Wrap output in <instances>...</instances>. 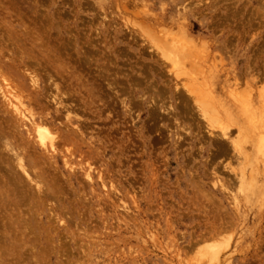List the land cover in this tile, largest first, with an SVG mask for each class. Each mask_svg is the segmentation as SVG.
<instances>
[{
  "label": "rangeland",
  "instance_id": "374dc122",
  "mask_svg": "<svg viewBox=\"0 0 264 264\" xmlns=\"http://www.w3.org/2000/svg\"><path fill=\"white\" fill-rule=\"evenodd\" d=\"M2 87L0 264H264V0H0Z\"/></svg>",
  "mask_w": 264,
  "mask_h": 264
},
{
  "label": "bare ground",
  "instance_id": "6f19581e",
  "mask_svg": "<svg viewBox=\"0 0 264 264\" xmlns=\"http://www.w3.org/2000/svg\"><path fill=\"white\" fill-rule=\"evenodd\" d=\"M198 6H199V5H198ZM1 29H2V28H1ZM15 30H17V29H15ZM184 30H185V29H184ZM4 31H5V30H4ZM185 31H186V30H185ZM185 31H184V33H183V31H182V33H183L184 35H185ZM8 32H9V31H8ZM17 32H18V31H17ZM3 34H5V33H3ZM10 34H11V33H10ZM3 36H5V35H3ZM177 37H178V36H177ZM181 37H182V36H181ZM184 37H185L186 39H188L187 36H184ZM4 38H5V37H4ZM6 38H7V37H6ZM10 39H11V38H10ZM178 39H179V38H177L176 41H177ZM186 39H185V40H186ZM190 39H191V38H190ZM190 39H189V40H190ZM16 40H18V39H16ZM180 40H181V39H180ZM183 40H184V39H183ZM185 40H184V41H185ZM192 40H193V39H192ZM178 41H179V40H178ZM194 41H195V40H194ZM19 42H21V40H20ZM186 42H187V41H186ZM190 44H191V43H190ZM192 44H193V43H192ZM205 49H206V48H205ZM202 50H204V49H202ZM202 50H201V51H202ZM198 52H199V51H198ZM46 57H47V56H46ZM182 58H183V59L185 58L184 55H183V53H181V56L176 57L175 60H176V61H179V60H182ZM9 66H10V65H9ZM23 68H25V67H23ZM12 69H14V68H12ZM15 69H16V68H15ZM25 69H27V68H25ZM25 69H24V70H25ZM16 71H17V74H19L17 69H16ZM31 71H33V70H31ZM13 72L16 73L14 70H13ZM19 72H20V71H19ZM27 73H28V72H27ZM27 73H26V75H27ZM20 74H22V73H20ZM29 74H30V73H29ZM22 75H23V74H22ZM34 75H35V74H34ZM34 75H33V77H34ZM29 76H30V79H31V80H30L28 77H27V80L29 79V80L32 82V84H34L35 82L33 83V81H32V78H33V77L31 78V74H30ZM20 77H21V76H20ZM23 77H24V76H23ZM35 77H37V76H35ZM35 77H34V78H35ZM6 79H7V78H6ZM21 79H22V78H21ZM34 80H35V79H34ZM36 80H37V79H36ZM48 80H49V79H48ZM5 81H7V80H5ZM8 81H9V80H8ZM8 81H7V82H8ZM18 81H19V80H18ZM7 82H5V83H7ZM28 82H29V81H28ZM8 83H9V82H8ZM51 83H52V82H51ZM32 84H31V85H32ZM3 85H4V84H3ZM11 85H12V84H11ZM53 85H55V84H53ZM4 86H5V85H4ZM12 86L14 87V85H12ZM26 86H27V85H26ZM32 86H34V85H32ZM5 87H8V86H5ZM27 87H28V86H27ZM36 87H38V86H36ZM36 87H35V88H36ZM46 87H47V86H46ZM51 87H53V86H51ZM9 88H11V87H9ZM14 88H16V90L19 89V88L17 89V87H14ZM31 88H32V87H31ZM33 88H34V87H33ZM33 88H32V89H33ZM20 89H21V88H20ZM20 89H19V90H20ZM47 89H48V88H46V90H47ZM55 89H56V87H55ZM55 89H54V90H55ZM16 90H15V91H16ZM28 90H29V89H28ZM36 90H37V89H36ZM50 90H51V89L49 88V91H50ZM62 90H63V89H62ZM11 91H12V90H11ZM56 91H57V90H56ZM56 91H54V92H56ZM20 92H21V90H20ZM23 92H24V91H23ZM37 92H38V91H37ZM0 93H1V95H2V98L4 99V102H3V103H6V104H3V105H4V106L6 105V106L8 107V109H9V113H12V114L14 113V114L17 116L16 118H17L18 121H20V122L27 121L28 123H30V126H32V128H33V133H34L33 136H34L35 144L37 145V147H39V149L41 148L42 150H48V151L51 150V149H55V148H54V141H53L54 139H53V135L50 134V132L47 131V126L45 127L44 125H42V123H41L40 121H39L40 123H36V122L33 121V119L30 120V119H28V117L26 116L25 113H26L27 111H29L30 109H29V110H26V112H25V110H24L25 107H24V105L21 103V101L19 100L21 97H20V96H18V97H20V98L16 97L15 95H13L14 93L12 94L10 91L6 90L4 87H2V91H1ZM24 93H25V92H24ZM31 93H32V92H31ZM35 93H36V92H35ZM35 93H34V94H35ZM48 93H49V92H48ZM51 93H52V92H50V94H51ZM56 93H58V92H56ZM25 94H27V93H25ZM34 94H33V95H34ZM58 94H59V93H58ZM58 94H57V95H58ZM51 95H52V94H51ZM53 95H55V94L53 93ZM55 97H56V95H55ZM55 97H54V98H55ZM26 98H29V97H26ZM35 98H36V96H35ZM37 98H38V97H37ZM52 98H53V96H52ZM54 98H53V100L56 99V98H55V99H54ZM239 98H240V97H239ZM21 99H22V98H21ZM39 99H41V98H39ZM49 99H51V98L49 97ZM22 100L25 101V99H22ZM26 100H27V99H26ZM35 100H36V99H35ZM53 100H52V101H53ZM59 100H60V99H59ZM61 100H62V99H61ZM63 100H64V99H63ZM63 100H62V101H63ZM244 100H245V99H244ZM244 100H243V101H244ZM246 100H247V99H246ZM248 100H249V99H248ZM56 101H57V100H56ZM62 101H61V102H62ZM28 102H29V101H28ZM33 102H34V101H33ZM35 102H36V101H35ZM57 102H58V101H57ZM64 102H65V101H64ZM241 102H242V101H241ZM30 103H32V102L30 101ZM36 103H37V102H36ZM62 103H63V102H62ZM246 103H248V102H246ZM246 103H245V104H246ZM56 104H57V103H56ZM211 104H212V103H211ZM242 104H243V102H242ZM54 105H55V103H54ZM213 105H214V104H213ZM243 105H244V104H243ZM6 106H5V107H6ZM34 106H36V105H34ZM59 106H60V105H59ZM64 106H66V105H64ZM247 106H248V105H247ZM22 107H24V109H23ZM241 107H242V106H241ZM243 107H244V109H242V110H245L246 106H243ZM0 108H1V107H0ZM29 108H30V104H29ZM63 108H65V107H63ZM212 108H213V107H212ZM1 109H2V108H1ZM1 109H0V113H1ZM212 110H213V109H212ZM240 110H241V108H240ZM10 111H11V112H10ZM30 111H31V110H30ZM30 111H29V114H27V115H30V113L32 112V111H31V112H30ZM183 111H184V110H182V112H183ZM222 111H223V110H222ZM251 111H252V110H251ZM2 112H3V115H4V110H3ZM217 112H218V111H216V113H217ZM7 113H8V112H7ZM66 113H67V109H66ZM66 113H65V116H66ZM242 113H243V112H241V114H242ZM67 114H68V113H67ZM248 114H249V113H248ZM248 114H247V115H248ZM217 115L219 116V113H217ZM242 115H243V114H242ZM242 115H241V116H242ZM250 115H251V114H249V116H250ZM10 116H11V115H10ZM67 116H68V115H67ZM67 116H66V117H67ZM29 117H30V116H29ZM244 117H248V116H245V115H244ZM0 118H1V117H0ZM11 118H12V117H11ZM2 119H3V118H1V120H2ZM5 119H6V118H5ZM17 119H16V120H17ZM66 119H67V118H66ZM245 119H249V117H248V118H245ZM251 119L253 120V117H252ZM251 119H250V120H251ZM259 119H260V120H259ZM259 119H258V120H259L260 122L258 121V122H259V124H258V128L261 129V131H260V133H261L260 135H261V136L259 135V136H260V137H259V138H260V139H259V142H260V147H259V148H261L262 151L264 152V120H261V118H259ZM262 119H264V118H262ZM219 120L221 121V118H220V119L218 118V121H219ZM250 120H249V121H250ZM252 120H251V121H252ZM45 121H46V120H45ZM244 121L246 122L247 120H244ZM249 121H248V122H249ZM4 122H5V121H4ZM6 122H8V120H7ZM10 122L12 123L11 119H10ZM10 122H8V123H10ZM1 123H2V122H1ZM11 123H10V124H11ZM18 123H19V122H18ZM6 124H7V123H6ZM16 124H17V123H16ZM242 124H243V123H242ZM246 124H247V122H246ZM2 125H3V123H2ZM13 126H14V125H12V127H13ZM242 126H244V125H242ZM12 127H11V128H12ZM17 127H18V126H17ZM0 128H1V127H0ZM25 128H26V127H25ZM2 129H3V127H2ZM2 129H0V134L2 133L3 136L0 135V139H4V138L6 137V135H7V132H6L7 129H5V128H4L5 130H4V129L2 130ZM13 129H15V128L13 127ZM244 129H245V126H244ZM26 130H27V129H26ZM247 130H248V129H247ZM9 131H11V130H9ZM220 131H221V130H220ZM223 131H224V130H223ZM249 131H250V129H249ZM17 132H18V131H17ZM238 132H239V130H238ZM240 132H241V130H240ZM240 132H239V133H240ZM246 132L249 134L248 131H246ZM246 132H245V133H246ZM26 133H28V132H26ZM221 134L224 135L223 137H225V136L227 135L226 132L221 133ZM9 135H10V134H9ZM30 135H31V134H30ZM246 135H247V134H246ZM1 136H2V137H1ZM56 136H57V135H56ZM221 136H222V135H221ZM8 137L10 138L11 136H8ZM8 137H7L6 140H9ZM21 137H22V136H21ZM30 137H32V136H30ZM249 137H250V135H249ZM22 138H24V137H22ZM26 139H27V138H26ZM225 139H226V138H225ZM16 140H18V139L16 138ZM27 140H28V139H27ZM30 140H31V139H30ZM55 140H56V139H55ZM1 141H2V140H0V142H1ZM4 141H5V140H4ZM21 141H22V140H21ZM11 142H12V141H11ZM30 142H31V141H30ZM58 142H59V141H58ZM2 143H3V142H2ZM5 143H6V142H5ZM7 143H9V142H7ZM31 143H32V142H31ZM55 143H57V142H55ZM3 144H4V143H3ZM33 144H34V143H33ZM57 144H59V143H57ZM8 145H10L9 147L11 148V150L14 149L13 152L11 151V155L14 153V157H15V159H16L15 163L17 162L18 165H16V164L14 163V160H13V163H14L16 166H18V168L21 169L22 173L25 172V169H24V168L26 167V166L24 167L25 159H24V164H23V160H22V158H20L19 154H18V155L16 154V153H19V152H16L17 150H15V148H14L13 146H11L12 144L9 143V144H7V146H8ZM26 145H27V144H25V146H26ZM3 146H4V145H3ZM3 146H2V144H1V148H2ZM57 146H58V145H57ZM4 147H5V149H6V146H4ZM12 147H13V149H12ZM18 147H20V144L17 146V148H18ZM28 147H29V146H28ZM30 147H31V145H30ZM17 148H16V149H17ZM56 148H57V147H56ZM2 149H3V148H2ZM20 149H21V148H19V150H20ZM29 149H31V148H29ZM7 150H8V148H7ZM19 150H18V151H19ZM3 151H4V150H3ZM9 151H10V149H9ZM25 151H26V149H25ZM25 151H24V152H25ZM34 151H35V150H34ZM54 151H55V150H54ZM22 152H23V151H22ZM43 152H44V151H43ZM25 153H26V152H25ZM30 153H31V151H30ZM34 153H36V151H35ZM38 153H39V152H38ZM44 153H45V152H44ZM51 153H52V152H51ZM53 153H54V152H53ZM53 153H52V154H53ZM3 154H5V152H4ZM3 154H0V157L3 156ZM36 154H37V153H36ZM54 154H55V153H54ZM6 155H7V154H6ZM6 155H5V157H6ZM8 155H10V153H9ZM8 155H7V156H8ZM31 155H32V154H31ZM37 155H38V154H37ZM40 155H41V154H40ZM32 156H33V155H32ZM41 156H42V155H41ZM8 157H9V156H8ZM11 157H13V156H11ZM11 157H10V158H11ZM54 157H55V156H54ZM1 158H2V157H1ZM10 158H9V160L11 161ZM28 158H31V156H28ZM37 158H39V157L37 156ZM50 158H51V157H50ZM13 159H14V158H13ZM31 159H33V158H31ZM39 159H40V158H39ZM44 159H45V158H44ZM2 160H3V159H2ZM4 160H5V159H4ZM4 160H3V161H4ZM48 160H49V159H48ZM28 161H30V159H29ZM40 161H41V159H40ZM51 161H52V160H51ZM51 161H50V162H51ZM26 162H27V160H26ZM30 162H31V163H29V162H27V163H29V165L31 164V165L34 166V161H30ZM3 163H4V162H3ZM9 164L12 165V168L14 167L13 164H11L10 162H9ZM27 165H28V164H27ZM36 165H38V164H36ZM2 167H4V166H2ZM2 167L0 166V169H1ZM30 167H31V166H30ZM30 167H29V168H30ZM27 168H28V166H27ZM14 169H15V168H14ZM20 169H19V170H20ZM6 170H7V169H6ZM15 170H18V169H15ZM19 170H18V171H19ZM31 170H32V168H31ZM34 170H36V169H34ZM27 171H28V170H27ZM1 172H5V173H6L5 170H2ZM7 172H9V171L7 170ZM10 172H11V171H10ZM31 172H33V171H31ZM35 172H36V171H35ZM38 172H39V171H38ZM5 173H4V174H5ZM11 173L13 174V172H11ZM20 173H21V172H20ZM25 173H27V172H25ZM6 174H7V173H6ZM17 174H18V172H17ZM28 174H29V173H28ZM28 174H27V177H28ZM30 174H31V173H30ZM85 174H86V173H85ZM34 175H36V174H34ZM98 175H100V174H98ZM18 176H19V175H18ZM22 176H23V175H22ZM24 176H26V175H24ZM31 176H32V175H31ZM7 177H8V175H7ZM33 177H34V176H33ZM98 177H99V176H98ZM101 177H102V176H101ZM8 178H9V177H8ZM21 178L23 179V177H21ZM29 178H30V177H28L27 179L30 181ZM38 178H39V177H38ZM40 178H41V176H40ZM22 179H21V183H25L26 180H27V179L25 178V179H26L25 182H24V181L22 182ZM35 179H36V181L38 180L36 177H35ZM35 179H34V181H35ZM99 179H100V178H99ZM1 180H2V179H1ZM8 180H9V179H8ZM10 180H13V178L10 179ZM10 180H9V181H10ZM31 180H33V179H31ZM41 180H42V179H40V181H41ZM44 180H45V179H44ZM0 182L2 183V181H0ZM6 182H7V181H6ZM12 182H13V181H11L10 184H11ZM14 182H15V181H14ZM30 182H33V181H30ZM38 182H39V181H38ZM38 182H35L34 185L38 184ZM42 182L44 183L43 180H42ZM100 182H101L102 184H104L101 180H100ZM28 183H29V182H28ZM39 183H40V182H39ZM101 183H100V184H101ZM2 184H3V183H2ZM13 184H14V186L16 187V184H17V183H16V184L13 183ZM44 184H46V183H44ZM29 185H30V184H29ZM39 185L42 186L41 184H39ZM20 186H21V185H20ZM30 186H32V185H30ZM45 186H46V185H45ZM103 186H104V185H103ZM103 186H102V187H103ZM0 187H1V186H0ZM17 187H18V186H17ZM42 187H43V186H42ZM7 188H8V185H7ZM18 188H19V187H18ZM24 188H26V185H24ZM38 188H39V187H38ZM16 189H17V188H16ZM27 189H28V188H27ZM32 189L35 190V187L32 188ZM40 189H42V188H40ZM50 189H51V188H50ZM103 189H104V188H103ZM18 190H19V189H18ZM18 190H17V191H18ZM28 190H29V189H28ZM36 190H37V189H36ZM36 190H35V192H36ZM42 190H45V189H42ZM47 190H48V189H47ZM17 191H16V192H17ZM25 191H26V189H25ZM39 191H40V190H39ZM18 192H19V191H18ZM21 192H23V191H21ZM42 192H43V191H42ZM48 192L51 193V191H49V190H48ZM23 193H24V192H23ZM28 193H29V192H28ZM30 193H31V192H30ZM45 193H46V192H45ZM54 193H55V192H54ZM20 194H21V193H20ZM20 194H18V195H20ZM24 194H25V193H24ZM34 194L36 195L37 192L34 193ZM42 194H43V193H42ZM46 194H47V197L50 198L51 195H48V193H46ZM46 194H45V195H46ZM11 195H12V194H11ZM16 195H17V194H16ZM18 195H17V196H18ZM35 195H34V196H35ZM39 195H40V194H39ZM20 196H21V195H20ZM25 196H26V195H25ZM28 196H29V195H28ZM32 196H33V195H32ZM34 196H33V197H34ZM41 196L43 197V195H40V197H41ZM4 197H5V196H4ZM4 197H3V199H4ZM30 197H31V196H30ZM209 197H211V195L208 196V199H211V198H209ZM205 198H206V197H205ZM5 199H6V197H5ZM5 199H4V201H5ZM17 199H19V197H18ZM22 200L27 201V200H28V199H27V196H26V199H25V197H24V199L22 198ZM18 201H19V200H18ZM30 201H31V200H30ZM35 201H36V200H35ZM38 201H39V200H38ZM0 202H1V201H0ZM8 202H9V201H8ZM27 202H28V201H27ZM51 202H52V201H51ZM55 202H56V204H57V201H55ZM207 202H208V201H207ZM209 202H210V201H209ZM213 202H214V201H213ZM31 203H32V202H31ZM33 203H34V202H33ZM33 203H32V204H33ZM44 203H45V202H44ZM44 203H43V205L45 206L46 203H45V204H44ZM20 204L22 205V203H20ZM25 204L29 206V204H27V203H24V206H25ZM34 204L36 205V203H34ZM41 204H42V203H41ZM47 205H49V203L46 204V206H47ZM7 206H8V205H6V207H7ZM49 206H51V205H49ZM6 207H5V208H6ZM17 207H19V206H17ZM32 207H33V205H31V208H32ZM37 207H38V205H37ZM42 207H43V206H42ZM29 208H30V206H29ZM29 208H28V210H33V209H34V208H32V209H31V208L29 209ZM47 208H48V206H47ZM55 208H56V207H55ZM63 208H64V207H63ZM41 209H42V208H41ZM57 209H58V208H57ZM10 210H12V208H11ZM48 210H50V208H48ZM51 210H52V209H51ZM51 210H50V211H51ZM62 210H63V209H62ZM58 211L60 212V210H58ZM67 211H68V209H67ZM22 212H23V211H22ZM25 212H26V210L24 209V213H25ZM32 212H33V211H32ZM48 212H49V211H48ZM1 213H2V212H1ZM51 213H52L53 216H54L53 211H52ZM51 213H50V215H52ZM60 213H61V212H60ZM62 213L65 214L66 212H62ZM67 213H69V212H67ZM17 214H18V212H17ZM71 214H72V212H71ZM14 215H15V213H14ZM23 215H24V214H23ZM27 215H30V214H27ZM62 215H63V214H62ZM69 215H70V214H69ZM1 216H2V215H1ZM15 216H16V215H15ZM32 217H33V216H32ZM49 217H50V216H49ZM65 217L68 219L67 216H65ZM103 217H104V216H103ZM24 218H25V216H24ZM33 218H34V220H35V217H33ZM52 218H53V217H52ZM101 218H102V217H101ZM55 219H57V218H54V220H53V219H51V220L55 221ZM71 219H72V218H71ZM3 220H4V219H2V221H3ZM23 220H24V219H23ZM23 220H22V221H23ZM47 220H48V219H47ZM47 220H45V221L48 222ZM49 220H50V219H49ZM51 220H50V221H51ZM74 220H75V219H74ZM14 221H15V220H14ZM14 221H13V224H14ZM26 221H27V220H26ZM63 221H64V220H63ZM75 221H76V220H75ZM5 222H6V221H5ZM20 222H21V221H20ZM24 222H25V220L23 221V225H24ZM78 222H79V221H78ZM2 223H3V222H2ZM6 223H7V222H6ZM25 223H26V222H25ZM28 223H29V221H28ZM64 223H65V222H64ZM73 223H74V222H73ZM79 224H80V223H79ZM7 225H8V224H7ZM7 225H6V226H7ZM18 225H19V224H18ZM88 225H89V224H88ZM28 226H29V225H28ZM41 226H42V225H41ZM78 226H79V225H78ZM85 226H86V225H85ZM26 227H27V225L25 226V229H26ZM33 227H34V226H33ZM36 227H37V226H36ZM42 227H44V226H42ZM79 227H80V226H79ZM89 227H90V226H89ZM2 228H3V226H2ZM2 228L0 227V229H2ZM10 228H13V227L10 226ZM21 228L23 229L22 226H21ZM31 228H32V227H31ZM31 228H28V229L31 230ZM77 228H78V227H77ZM80 228H81V227H80ZM28 229H27V230H28ZM36 229H38V227H37ZM39 229H40V228H39ZM85 229H86V227H85ZM30 230H28V231H30ZM32 230H34V229H32ZM89 230H91V229H89ZM25 231H26V230H25ZM44 232H45V231H44ZM15 233H16V232H15ZM27 233H28V232H27ZM31 233H33V232H31ZM45 233H46V232H45ZM80 233H81V232H80ZM11 234H12V233H11ZM23 234H24V232H23ZM28 234H29V233H28ZM28 234H26V236H27ZM21 235H22V234H21ZM21 235H20V236H21ZM29 235H30V234H29ZM29 235H28V236H29ZM34 235H35V233H34ZM41 235H42V234H41ZM0 236H1V235H0ZM36 236H37V235H36ZM32 237H33V236H32ZM37 237H38V236H37ZM83 237H85V236H83ZM83 237H82V238H83ZM22 238H23V237H22ZM33 238H34V237H33ZM4 239H5V238H4ZM34 239H35V238H34ZM1 240H3V239L1 238ZM1 240H0V243H1ZM30 240H31V238H30ZM35 240H37V239H35ZM45 240H46V239H45ZM90 240H91V239H90ZM3 241L5 242V241H7V240H3ZM17 241H18V240H17ZM31 241H32V240H31ZM33 242H34V241H33ZM36 242H38V241H36ZM8 243H10V242H8ZM21 243H22V241H21ZM21 243H20V244H21ZM30 243H31V242L29 241V244H30ZM38 243H39V242H38ZM16 244H17V243H16ZM20 244H19V246H20ZM40 244H41V243H40ZM7 245H8V244H7ZM11 245H12V244H11ZM21 245H22V244H21ZM23 245H25V244H23ZM32 245H33V244H32ZM42 245H43V244H42ZM211 246H212V245H211ZM213 246H214V245H213ZM43 247H44V245H43ZM43 247H42V249H43ZM208 247H209V246H208ZM29 248H30V247H29ZM33 248H34V246H33ZM33 248H32V251H33ZM45 248H46V247H45ZM209 248H211V247H209ZM42 249H41V250H42ZM10 250H11V248H10ZM18 250H19V249H18ZM30 250H31V248H30ZM30 250H29V251H30ZM37 250H40V248L37 249ZM41 250H40V251H41ZM212 250H215V249L212 248ZM14 251H16V249H15ZM21 251H22V250H21ZM21 251H20V252H21ZM48 251H49V249H48ZM205 251H206V250H205ZM33 252H35V251H33ZM44 252H45V251H44ZM2 253H4V251H2ZM2 253H1V254H2ZM23 253H24V251H23ZM25 253H26V252H25ZM25 253H24V254H25ZM27 253H28V249H27ZM212 253H213V252H212ZM4 254H5V253H4ZM4 254H3V256H4ZM11 254H12V253H11ZM39 254H40V252H39L37 255H39ZM50 254H51V253H50ZM16 255H17V254H16ZM25 255H26V254H25ZM33 255H34V254H32V256L26 255L27 257H26L25 259H27V258L29 259V257H32V258H33ZM35 255H36V254H35ZM205 255H207V254H205ZM5 256H6V254H5ZM45 256H47V255H45ZM215 256H216V255H215ZM215 256H214V254H213V256H210V257H211V259H212V257H213V260H214V257H215ZM36 257H38V256H36ZM39 257H40V256H39ZM21 258H22V256H21ZM32 258H31V259H32ZM15 259H16V258H15ZM28 259L25 260V261H27V263H32V262H28ZM37 259H38V258H37ZM9 260H10V258H9ZM23 260H24V259H23ZM23 260H22V262H23ZM32 260H33V259H32ZM57 260H58V259H57ZM33 261H34V260H33ZM38 261L40 262L39 259H38L37 261L35 260L34 262L36 263V262H38ZM11 262H12V260H11ZM47 262H48V261H47ZM20 263H21V262H20ZM12 264H13V263H12ZM38 264H39V263H38ZM43 264H45V263L43 262Z\"/></svg>",
  "mask_w": 264,
  "mask_h": 264
}]
</instances>
